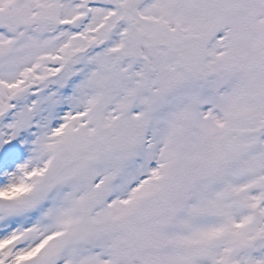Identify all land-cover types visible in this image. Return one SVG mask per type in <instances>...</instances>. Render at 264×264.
Here are the masks:
<instances>
[{"label":"snow or ice","instance_id":"obj_1","mask_svg":"<svg viewBox=\"0 0 264 264\" xmlns=\"http://www.w3.org/2000/svg\"><path fill=\"white\" fill-rule=\"evenodd\" d=\"M0 264H264V0H0Z\"/></svg>","mask_w":264,"mask_h":264}]
</instances>
